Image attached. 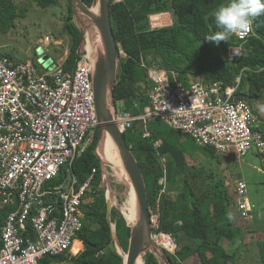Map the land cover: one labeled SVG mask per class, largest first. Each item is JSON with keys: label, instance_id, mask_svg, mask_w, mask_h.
Listing matches in <instances>:
<instances>
[{"label": "built area", "instance_id": "2783aa9c", "mask_svg": "<svg viewBox=\"0 0 264 264\" xmlns=\"http://www.w3.org/2000/svg\"><path fill=\"white\" fill-rule=\"evenodd\" d=\"M252 34L253 29L232 36L245 41ZM44 44L43 51L48 52V46L56 42L46 38ZM83 45L71 72L63 70L68 45L64 57L52 59L47 66L38 58L34 62L0 56V206L11 209L1 228L0 264H39L47 255L70 254L83 229L82 207L91 201L95 169L79 182L71 166L92 142L98 124L94 59ZM237 47L229 48L228 61L241 55ZM118 54L120 61L127 57L119 44ZM140 67L150 84L147 103L139 113L124 108L117 113L115 105L114 122L122 134L137 123L142 137H150V124L161 123L217 154L238 159L252 149L264 154V135L255 130L254 111L237 98L240 76L232 85L195 82L185 86L156 63L141 59ZM133 109H139V104L134 103ZM63 166L69 173L65 184L52 185ZM103 179L102 169V183ZM159 184L163 192L164 177ZM108 192L104 188L107 200ZM235 193L236 211L248 220L252 210L244 181H235ZM112 203L116 205L114 196ZM151 225L153 230L158 228V213H151ZM153 238L165 252L175 255L177 245L170 235L153 232Z\"/></svg>", "mask_w": 264, "mask_h": 264}, {"label": "trees", "instance_id": "16d2710c", "mask_svg": "<svg viewBox=\"0 0 264 264\" xmlns=\"http://www.w3.org/2000/svg\"><path fill=\"white\" fill-rule=\"evenodd\" d=\"M60 1L36 0V3L40 8L46 9ZM92 1L82 0L88 7L92 5ZM225 2L226 0H111L110 22L114 38L127 56L119 64L113 91L115 102L122 101L123 108L132 113H139L147 103L150 84L145 70L140 67L143 59L147 63L158 64L170 74L174 73L175 79L185 86L195 82L232 85L236 77L240 76L237 98L246 101L251 107L256 102L264 107V16L254 19L253 34L245 41H238L231 36L217 46L204 40L207 35L219 31L215 26L213 13ZM21 16L23 10L18 11L14 0H0L2 32L10 30L14 21ZM65 29L70 39L69 54L63 63V70L71 72L79 58L78 49L82 42L79 29L72 21L70 0ZM232 46H240L241 55L230 62L227 52ZM134 103L139 104V109H133ZM255 118L258 123L255 130L264 135V118L261 119L258 115ZM153 124L156 123L149 126L150 137H142L137 123H134L132 130L122 135L143 173L149 210L152 214L158 213V228L153 232L170 235L177 245L175 255L165 252L170 264H184L195 254L201 264H235V256L228 254L221 242L232 241L238 235L229 211L231 203H235L236 193L234 191L231 197L229 181L205 167V160L218 162L219 155L210 147H202L207 159L204 156L196 159L200 168L195 167L193 175L206 172L209 188L205 192L197 191L188 177L189 166L185 151L172 140L173 134L177 132L166 126L164 130L155 131ZM94 130L92 142L71 166V171L79 182H84L95 169L91 183V201L82 207L83 229L78 240L82 242L83 250L73 252L78 253L74 257L69 254L47 255L39 264L64 262L68 258L74 264H123L122 257L113 247L111 228L106 221L102 168L93 152L97 143V133ZM157 141H160L158 146L155 145ZM163 177L165 189L161 192L163 187L159 180ZM65 178L66 170L60 172L52 185L61 184ZM10 211L9 207L0 206V245L1 228ZM111 221L115 224L120 245L126 251L130 228L123 216L115 210H112ZM25 235L29 236L28 233ZM143 259L144 264H158L149 252ZM259 264H264V252L260 254Z\"/></svg>", "mask_w": 264, "mask_h": 264}, {"label": "rangeland", "instance_id": "374dc122", "mask_svg": "<svg viewBox=\"0 0 264 264\" xmlns=\"http://www.w3.org/2000/svg\"><path fill=\"white\" fill-rule=\"evenodd\" d=\"M14 2L19 12L23 10V16L14 21V26L10 30L6 32L0 30V56L8 55L16 61L31 59L36 62L40 56L39 48L44 49V41L49 38L56 44H50L47 48L48 52L45 51V53L55 60L64 57V47L69 44L70 39L65 29L68 0H61L57 5L46 9L40 8L36 0H14ZM93 8H91L92 14H96L92 10ZM83 44L86 45V42L83 41ZM115 105L117 113H119L123 109L122 101H116ZM252 109L255 116L258 115L259 118H264V107L261 106V103L256 102ZM164 126L161 123H156L153 124L152 128L159 131L164 130ZM172 140L185 151L189 166L188 177L193 188L205 192L209 188L207 173L193 175L195 167H199L196 159L198 157L201 159L203 156L206 158L203 148L197 146L190 137L179 133L173 134ZM217 155H219V161H216V163L205 160V167L212 170L216 175L223 177L225 181H229L228 190H230L231 197L235 191V181H244L246 184V197L254 213L250 212L251 217L248 220L241 219L234 202L231 203L229 206L230 217L233 227L236 228L234 230L238 235L232 241H222L221 245L228 254L235 256V264H259L260 254L264 252V243H260V241L264 242V154L260 155L255 149H252L242 159H238L233 154ZM102 169L104 172L102 185L109 191L106 196L111 199L109 201L112 205L113 196L116 200V205H113L112 210L120 213L127 224L128 221L123 215L122 207L130 191L129 185L118 179L110 166L104 164ZM65 170L66 166H63L62 171ZM68 176L69 173H66L63 185ZM76 243L77 251L81 250L82 245L80 242ZM113 247L116 249L115 241ZM70 257L74 256L70 255ZM51 264L74 263L68 258L64 262L55 261ZM184 264L201 263L195 254ZM226 264L230 263L226 262Z\"/></svg>", "mask_w": 264, "mask_h": 264}, {"label": "water", "instance_id": "95a60500", "mask_svg": "<svg viewBox=\"0 0 264 264\" xmlns=\"http://www.w3.org/2000/svg\"><path fill=\"white\" fill-rule=\"evenodd\" d=\"M111 0H93L88 7L82 0H70L72 21L79 29L80 41H88V32L96 29L100 36L102 50L97 49L93 61V92L94 106L97 117V143L94 155L100 161L101 168L104 165L97 153V148L105 134L109 135L116 148L122 169L127 175L126 183L135 194L137 205V219L134 223L126 225L130 228L126 257L116 252L122 257L123 264H137L139 258L146 253H151L156 258L158 264H170L169 258L162 248L154 241L153 228L151 225V213L148 207L147 191L141 168L135 159L130 147L127 146L122 133L114 122L115 119V100L113 91L116 84L119 70L118 44L114 38L110 22ZM98 7V12L92 14L91 8ZM39 61L44 66L49 65L52 59L39 48ZM112 204L106 200V221L110 225L113 240L120 246L119 238L115 232V224L111 221ZM122 249V247H121ZM123 250V249H122ZM124 251V250H123Z\"/></svg>", "mask_w": 264, "mask_h": 264}, {"label": "clouds", "instance_id": "9594fccd", "mask_svg": "<svg viewBox=\"0 0 264 264\" xmlns=\"http://www.w3.org/2000/svg\"><path fill=\"white\" fill-rule=\"evenodd\" d=\"M261 16H264V0H226L213 13L219 31L207 35L204 40L218 46L232 35L251 31L254 19Z\"/></svg>", "mask_w": 264, "mask_h": 264}, {"label": "bare ground", "instance_id": "6f19581e", "mask_svg": "<svg viewBox=\"0 0 264 264\" xmlns=\"http://www.w3.org/2000/svg\"><path fill=\"white\" fill-rule=\"evenodd\" d=\"M96 13L98 12V7L93 8ZM88 41L85 45L86 50L92 56H95V52L97 49L102 50V44L100 40V36L96 29H92L88 32ZM229 50V49H228ZM259 122V121H258ZM95 131V130H94ZM97 153L99 157L102 159L105 165H108L113 170L115 176L122 180L123 182L127 181V175L125 174L124 170L122 169V164L120 162L119 156L117 154L116 148L113 144V141L109 137V135L105 134L103 139L100 141L99 146L97 148ZM112 172V173H113ZM126 186V185H125ZM116 187V186H115ZM111 200V199H109ZM113 202V200H112ZM122 212L125 218L127 219L129 224H132L137 219V205H136V198L133 190L130 188L129 194L127 199L122 207ZM162 242H165L163 238ZM117 250L123 256L126 257V253L121 249L120 246L116 245ZM77 243H75L72 251H77ZM79 251V250H78ZM137 264H144L143 257L139 258Z\"/></svg>", "mask_w": 264, "mask_h": 264}, {"label": "crops", "instance_id": "0c3cea01", "mask_svg": "<svg viewBox=\"0 0 264 264\" xmlns=\"http://www.w3.org/2000/svg\"><path fill=\"white\" fill-rule=\"evenodd\" d=\"M54 180H55V179H54ZM102 186H103V185H102ZM76 242H80V243H81V245H82V248H81V250H79V251H78V253H79V252H81V251L83 250V244H82V242H81V241H79V240L75 241V243H76ZM75 243H74V244H73V246H72V250H73V247H74ZM72 250H71V253H70V255H72V256H74V255H75V256H76L78 253H75V254H73V251H72Z\"/></svg>", "mask_w": 264, "mask_h": 264}]
</instances>
